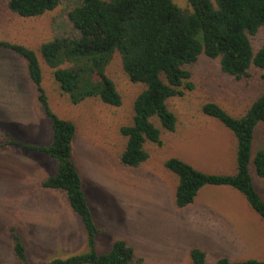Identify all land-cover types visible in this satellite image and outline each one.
Masks as SVG:
<instances>
[{"label": "rangeland", "instance_id": "1", "mask_svg": "<svg viewBox=\"0 0 264 264\" xmlns=\"http://www.w3.org/2000/svg\"><path fill=\"white\" fill-rule=\"evenodd\" d=\"M8 1L0 0V39L24 44L37 52L43 72L42 85L52 110L76 124L72 158L83 177L84 191L100 229L96 250L108 252L116 240L124 239L133 247L136 256L143 259V264H191L190 250L201 247L202 238L197 230L185 223V215L191 208H179L175 204L178 176L165 167V161L177 157L205 172L235 173L236 136L219 120L204 114L202 107L207 102H216L231 115L243 116L264 93V70L252 66L249 76L237 78L222 71L219 58L204 54L195 63L185 65L192 72L194 88H185L183 96H174L167 101L169 109L177 117L176 130L162 129L154 118V123L162 129V145L146 142L148 159L137 167L127 166L121 162L127 143L121 127L133 123L134 101L146 85L131 82L123 68L120 53L115 52L106 73L121 94L122 105L104 103L99 97L72 103L70 96L54 80L40 46L55 37L80 36L69 19V12L82 0H61L54 10L33 17L14 13L8 7ZM173 1L182 9H192L189 0ZM250 39L256 52L264 44V26L255 35H250ZM0 55H4V60L0 61V79L28 76L27 61L22 56L3 47H0ZM70 64L65 62L62 66ZM23 84L24 89L16 88L7 108L0 105V122L23 143L49 145L53 138L52 122L46 113L40 115L41 110L31 112V100L37 97L38 91L35 84L31 88L24 81ZM25 109L28 111L26 117ZM37 121L40 127L35 124ZM48 133L47 140H43ZM16 148L18 154L0 148V264H43L55 258L88 252L84 225L70 206L65 191L61 194L62 202L58 203L61 212L39 219L36 212L29 209L40 188L38 180L42 177L38 165L30 163L29 154L38 157L44 153ZM262 148L264 121L256 128L253 154ZM24 156L29 159H24ZM251 166L254 168L255 165L252 163ZM256 177V186L264 191V179ZM224 190L227 189L223 186L205 185L202 203L230 204L235 189L232 188L234 193L231 197L226 196ZM236 194L242 198L237 209L240 218L247 215L244 214L246 209L251 210L261 224L262 232L253 249L249 248L244 254H234L264 260V220L253 210L243 193L236 191ZM28 215L33 218V223L26 218ZM47 222H56L57 227L43 226ZM248 223L247 218L243 220L244 228ZM11 229L24 242L27 260L16 256ZM208 254L210 257L215 255L216 261L219 259L215 252L208 250ZM207 261L209 264L216 262H210L208 258Z\"/></svg>", "mask_w": 264, "mask_h": 264}, {"label": "trees", "instance_id": "2", "mask_svg": "<svg viewBox=\"0 0 264 264\" xmlns=\"http://www.w3.org/2000/svg\"><path fill=\"white\" fill-rule=\"evenodd\" d=\"M61 0H9L8 7L21 17H33L54 10ZM191 10L182 9L173 0H82L69 12V19L79 30V37H55L43 42L40 52L52 69L54 80L74 104L99 97L104 103L121 106L122 96L106 67L115 52L133 83L145 89L134 101L133 123L121 127L127 137L121 162L137 167L149 157L146 142L162 145V129L174 132L177 117L167 101L193 89L192 72L184 66L195 63L201 55L219 58L223 72L237 78L250 75L255 66L264 70V44L254 51L250 35L264 26V0H189ZM0 47L10 49L27 61L30 78L36 85L38 99L52 122L53 140L47 146L14 140L5 132L7 143L48 154L57 161V172L42 182L45 188L62 189L86 231L89 251L43 264H143L133 247L124 239L99 253L96 248L100 229L84 191L83 179L72 158L76 124L58 116L51 108L42 85L43 72L37 52L21 43L0 39ZM65 62L69 66H62ZM264 78V75H263ZM203 113L219 120L237 139V170L233 174L209 173L188 162L172 157L165 167L178 176L175 204L193 203L205 185L230 186L244 194L251 207L264 220V199L254 182L264 179V148L253 154L255 131L264 121V93L241 117L231 115L216 102H207ZM157 118L162 129L153 119ZM13 249L20 260H27L25 244L11 229ZM191 264H209L200 247L190 250ZM215 264H264V260L232 261L221 257Z\"/></svg>", "mask_w": 264, "mask_h": 264}, {"label": "crops", "instance_id": "3", "mask_svg": "<svg viewBox=\"0 0 264 264\" xmlns=\"http://www.w3.org/2000/svg\"><path fill=\"white\" fill-rule=\"evenodd\" d=\"M1 60H4V55H0V61ZM23 81L24 83L26 82L27 87L29 88L34 87V82L30 78L29 72H28V76L26 77L22 76V79L15 76H12L11 78L0 79V105L2 106V108L8 107L9 100L14 98L16 88L24 89ZM20 89L18 91H20ZM22 99L25 100L24 97H22ZM30 107L32 113H36L38 110H41L40 115H46L45 114L46 112H44L45 110H43L44 108L42 107L38 99V95L37 97L32 98ZM27 115H28V111L27 109H25L24 117H26ZM35 124H38L40 127L38 121ZM5 127L9 129V127L7 126ZM5 132L8 133L11 138L17 140L12 136V133L9 132V130L3 127V124L0 122V148H7L8 150H11V153L18 154V150H16L17 149L16 147H22V146L7 143L6 140L7 136L5 135ZM48 136L49 133L43 140H47ZM26 144H32V143H26ZM40 146H47V145H40ZM27 151L32 152L36 150H27ZM29 156L31 158L30 163H34L38 165L39 175L42 176L38 180V184L40 185V188L37 189L39 190L37 195L35 196L34 193H32L35 199L30 202L31 206L29 207V209L32 210V213L36 212L39 219H43L48 214H55L57 212H61L60 211L61 207L58 203L62 202L61 194L64 190L55 189V188H45L42 186V182L45 179L55 175L57 172L58 165H57V161L54 158H52L51 156L45 153L44 155L38 157H32L30 154ZM24 159H29V157L24 156ZM250 167L252 169L253 178L258 179L256 177L255 167L254 168L253 166ZM223 187H226L227 189L224 190L226 191V196L231 197L232 193H234L232 192L233 187L230 186H223ZM202 188L200 189L195 201L189 204L188 206H186V207H190L191 210L189 213H186L187 215H185V223L188 224L192 229L197 230L199 237L202 238V246L200 248H202L206 252L207 258L209 259L210 262H215L216 256L212 254V256L210 257V255L208 254V250L210 252H215L219 254V259L221 257H228L230 260L232 259V261H240V260L242 261L249 259V258H242L241 256L240 257L235 256L234 253L244 254L247 252L249 248L253 249V247L255 246V244L259 239V234L262 232L261 224L257 222V218L255 217L253 212L249 209H246L244 211V214L246 213L247 215H245L242 219L240 218L237 209L240 208L239 203L241 202L242 198L236 194V191L238 190H236L235 188H233L235 189V194H233V196L231 197L230 204H226V205H220V204L212 205L211 203H202ZM258 191L260 192V194L264 199V191L260 188H258ZM56 204H58V206H56ZM243 208H245L244 204H243ZM26 218L29 219L32 223L34 222L33 218L30 215H28ZM246 218L249 220V223H248V227L244 228L243 220H245ZM43 226H46L47 228H56L57 223L47 222ZM182 234L184 238L188 239L189 241V238L185 237V233L182 232ZM180 241H182L181 238Z\"/></svg>", "mask_w": 264, "mask_h": 264}]
</instances>
